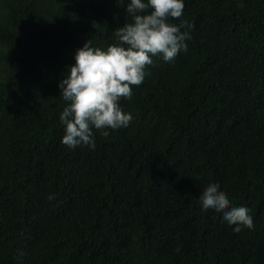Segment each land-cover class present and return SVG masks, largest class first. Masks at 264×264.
<instances>
[{"label":"trees","instance_id":"16d2710c","mask_svg":"<svg viewBox=\"0 0 264 264\" xmlns=\"http://www.w3.org/2000/svg\"><path fill=\"white\" fill-rule=\"evenodd\" d=\"M123 7L0 0V264H264V0H184L187 51L145 66L127 127L69 148L57 83L119 43ZM210 184L253 229L202 210Z\"/></svg>","mask_w":264,"mask_h":264},{"label":"clouds","instance_id":"9594fccd","mask_svg":"<svg viewBox=\"0 0 264 264\" xmlns=\"http://www.w3.org/2000/svg\"><path fill=\"white\" fill-rule=\"evenodd\" d=\"M117 3L124 5L130 17V22L114 31L119 43L101 48L86 40L75 50L74 63L57 83L60 98L67 102L59 113L64 126L61 143L72 149L79 145L94 148V129L107 136L108 129L127 127L132 114L122 109L121 98H131L132 86L143 82L145 66L153 63L154 56L171 61L187 51L186 41L191 39V24L183 20L179 24L168 22L170 17L182 16L184 0H127V3L117 0ZM53 198V194L47 197ZM198 203L204 212L222 214L228 225H234V232L254 227L251 210L243 205L233 206L219 184L204 188Z\"/></svg>","mask_w":264,"mask_h":264}]
</instances>
